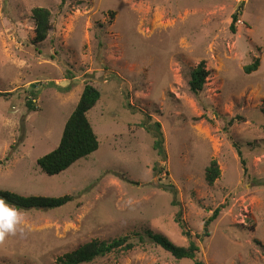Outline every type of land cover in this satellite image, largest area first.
Listing matches in <instances>:
<instances>
[{
    "label": "rangeland",
    "instance_id": "rangeland-1",
    "mask_svg": "<svg viewBox=\"0 0 264 264\" xmlns=\"http://www.w3.org/2000/svg\"><path fill=\"white\" fill-rule=\"evenodd\" d=\"M35 7L51 12L44 41ZM202 61L210 75L196 95L188 82ZM87 84L101 92L88 112L99 147L48 175L38 159L59 145ZM0 92L12 93L0 96V189L72 196L19 210L0 264H57L122 236L136 246L84 264H195L146 232L188 245L179 210L206 264H264V0H0ZM149 116L161 149L141 126ZM213 159L221 175L210 185Z\"/></svg>",
    "mask_w": 264,
    "mask_h": 264
},
{
    "label": "trees",
    "instance_id": "trees-1",
    "mask_svg": "<svg viewBox=\"0 0 264 264\" xmlns=\"http://www.w3.org/2000/svg\"><path fill=\"white\" fill-rule=\"evenodd\" d=\"M32 17L35 20V31L37 41H44L49 33L51 12L44 7H35L32 10ZM238 15L234 14L230 30L236 32V21ZM259 67V59H255L251 64L245 66L246 73H251ZM210 71L206 68L205 61L200 62L190 71L189 88L193 94H199L203 91ZM36 85V84H35ZM36 96L34 91L31 92ZM11 92H0V96L9 97ZM101 97L100 90L87 84L81 94L80 100L68 118L59 145L51 152L43 155L38 159V164L41 170L48 175L59 174L70 167L78 159L92 153L99 147L98 136L88 118V112L98 103ZM27 106L35 110L36 106L32 99L27 101ZM264 112V106H263ZM242 116L233 117L229 120L228 126H231L235 121L242 120ZM148 132L153 133L155 138L154 147L157 149L163 148V135L161 124L159 122H151V117L145 119L141 124ZM241 154V152H239ZM206 181L212 185L221 175V170L216 159H213L206 167ZM0 198L11 203L18 210L21 209H53L61 207L72 200V196L63 195L60 197L50 196H23L9 190L0 189ZM175 204H178L176 199ZM219 215L216 210L206 220V230L210 223ZM176 222L182 228L183 234L188 237V245H178L169 239L166 235L151 230L146 231L153 242L161 246L164 250L170 252L176 259H194L195 264H206L198 258L200 247L196 240L193 239V234L186 227V223L182 217V211L179 210L176 215ZM143 239V237H140ZM136 244L129 240L128 236L114 238L111 241L92 240L80 246L78 249L66 253L57 259V264H84L95 260L97 257L107 255L114 251L130 250Z\"/></svg>",
    "mask_w": 264,
    "mask_h": 264
},
{
    "label": "clouds",
    "instance_id": "clouds-1",
    "mask_svg": "<svg viewBox=\"0 0 264 264\" xmlns=\"http://www.w3.org/2000/svg\"><path fill=\"white\" fill-rule=\"evenodd\" d=\"M23 219L21 211L5 199L0 198V239L8 234H14Z\"/></svg>",
    "mask_w": 264,
    "mask_h": 264
},
{
    "label": "water",
    "instance_id": "water-1",
    "mask_svg": "<svg viewBox=\"0 0 264 264\" xmlns=\"http://www.w3.org/2000/svg\"><path fill=\"white\" fill-rule=\"evenodd\" d=\"M0 163H1V160H0Z\"/></svg>",
    "mask_w": 264,
    "mask_h": 264
}]
</instances>
